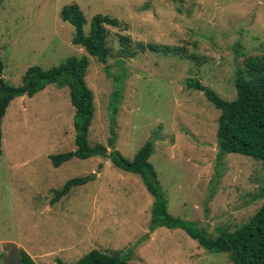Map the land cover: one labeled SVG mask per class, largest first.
Wrapping results in <instances>:
<instances>
[{
    "label": "rangeland",
    "instance_id": "rangeland-1",
    "mask_svg": "<svg viewBox=\"0 0 264 264\" xmlns=\"http://www.w3.org/2000/svg\"><path fill=\"white\" fill-rule=\"evenodd\" d=\"M71 3L84 14L85 33L94 14L118 19L106 26L110 75L72 43L75 29L59 14ZM147 43L180 46L195 58L138 46ZM82 55L89 60L84 78L94 107L89 145L112 149V120L114 148L124 158L131 160L151 140L149 161L171 215L215 238L233 232L264 203V161L226 153L218 167L220 110L186 85L187 78L197 79L222 99L235 98V68L247 56L264 55V0H0L5 83L20 85L29 66L48 69ZM74 113L68 87L55 84L14 98L4 113L0 264H21L20 249L38 264H57V258L70 264L91 249L139 264H233L228 252L201 247L181 228L147 234L152 196L138 174L119 169L107 155L73 157L54 167L50 154L76 148ZM79 176L89 179L51 202L54 190Z\"/></svg>",
    "mask_w": 264,
    "mask_h": 264
},
{
    "label": "trees",
    "instance_id": "trees-1",
    "mask_svg": "<svg viewBox=\"0 0 264 264\" xmlns=\"http://www.w3.org/2000/svg\"><path fill=\"white\" fill-rule=\"evenodd\" d=\"M62 20L73 25L75 32L72 43L80 45L91 56L104 63L107 75L110 71L107 65L109 48L107 46L106 26H117L118 19L107 14H94L90 21L87 33L83 30L85 17L76 3L63 6L60 10ZM129 40L121 37V44L125 46L131 56L134 51L128 48ZM240 48V44H237ZM142 50H150L164 55L186 56L194 59L195 56L186 53L180 46L147 43L138 45ZM236 48V53L242 55V49ZM89 60L86 55L80 57L69 56L57 66L43 69L40 66H29L22 76L20 85L14 86L5 83L1 77L3 63L0 58V145H1V120L4 113L14 98L26 95L32 97L43 90L48 84L59 87H68L69 100L74 107L75 113L73 124L75 129L74 150L50 154L48 157L54 167L73 158H89L93 156H106L113 165L119 169L138 174L152 196L148 233L158 227L181 228L188 236L210 251L228 252L233 264H264V203L257 211L233 232H221L215 238L208 236L206 230L198 228L195 223L171 215L167 210V200L161 190L156 171L149 161L153 151V142L147 141L138 149L131 160L124 158L114 148L115 138L112 127L111 135L107 144L112 148L108 153L103 144L90 146L87 135L91 123L94 107L93 95L85 82V73ZM186 85L195 90L202 91L220 114L217 120L216 146L218 167L221 158L226 153H239L250 156L255 160L264 161V55H250L244 59L243 67L235 68L234 88L236 96L232 100L222 99L213 89L202 85L197 79L187 78ZM118 88L114 89L113 96L118 95ZM1 156V146H0ZM89 178L73 177L65 181L59 188L54 190L51 202L58 201L70 190L84 184ZM21 264H38L27 252L20 249ZM119 252H102L91 249L83 254L78 260L70 264H139L129 262L122 258ZM57 264H67L61 259H56Z\"/></svg>",
    "mask_w": 264,
    "mask_h": 264
},
{
    "label": "crops",
    "instance_id": "crops-1",
    "mask_svg": "<svg viewBox=\"0 0 264 264\" xmlns=\"http://www.w3.org/2000/svg\"><path fill=\"white\" fill-rule=\"evenodd\" d=\"M71 190H72V189H71ZM71 190H70V191H71ZM66 195H67V194H66Z\"/></svg>",
    "mask_w": 264,
    "mask_h": 264
}]
</instances>
